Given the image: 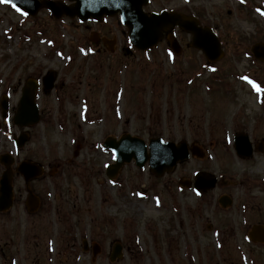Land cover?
<instances>
[{
  "label": "rangeland",
  "instance_id": "rangeland-1",
  "mask_svg": "<svg viewBox=\"0 0 264 264\" xmlns=\"http://www.w3.org/2000/svg\"><path fill=\"white\" fill-rule=\"evenodd\" d=\"M210 12L227 42L228 55L216 64L199 52L175 59L166 42L124 56L126 37L114 31L108 38L116 37L118 53L91 54L87 26L0 4V100L9 97L12 116L28 80L49 71L57 78L56 91L38 98L51 124L33 130L16 160L53 165L30 186L41 202L35 213L14 175V206L0 213L2 264H264V245L247 238L260 219L264 225V153L255 150L250 160L234 150L236 134L264 146V62L244 57L264 40V19L236 2H213ZM22 132L10 123L0 129V155L14 154L13 136ZM124 134L147 144L186 141L202 157L162 178L132 162L110 180L106 167L115 158L103 142ZM198 171L220 177L218 189L180 192L179 180ZM223 195L234 200L226 210ZM118 244L123 256L112 262Z\"/></svg>",
  "mask_w": 264,
  "mask_h": 264
},
{
  "label": "water",
  "instance_id": "water-1",
  "mask_svg": "<svg viewBox=\"0 0 264 264\" xmlns=\"http://www.w3.org/2000/svg\"><path fill=\"white\" fill-rule=\"evenodd\" d=\"M12 2L15 6L25 9L30 14L37 13L39 6L36 0H5ZM75 1L76 5L66 7L63 4H55L45 1L44 5L49 8L57 18L62 15L74 18L78 16L81 21H89L90 18L101 20L104 15H114L118 12L122 14L123 22L128 26L130 30V39L134 46L141 50H147L157 45L162 38V32L168 30L170 27L176 24L188 26L190 21L182 22L183 18L170 16L163 14L162 16L147 17L141 11L143 0H70ZM192 26V25H191ZM201 48L199 44H195ZM261 48V47H259ZM258 48L256 49V51ZM213 53L218 54L216 49V42L213 41ZM34 85L29 83L24 91V96L20 104V110L18 116L15 118V123L21 126L27 124H33L38 118L37 111L33 109L34 98ZM6 108L5 104L3 105ZM5 114V112H4ZM21 146L24 140L21 138L19 141ZM106 147L112 149L117 154V165L109 173L110 177L117 174L120 167L125 163H130L133 159L136 161L138 167L143 168L148 161L151 170L155 172L157 176H162L166 171H171L176 168L178 162H183L188 158V150L185 144L176 146L175 144H163L162 141L156 140L150 143V153L147 154V148L143 141L139 139H133L129 136H124L119 143L113 140H108L105 144ZM241 155H247L249 153L239 142L236 144ZM24 166L22 165L20 171L24 173ZM11 174L7 173L2 184V194L7 196L8 199L12 196L11 187ZM216 185L215 179L205 174H200L196 183V188L201 191H207L213 189ZM3 199V200H2ZM7 198H1V206L5 208L6 204L10 203ZM223 206L229 204L227 199L221 201ZM257 230V229H256ZM257 236L258 232H254ZM253 237V236H252Z\"/></svg>",
  "mask_w": 264,
  "mask_h": 264
},
{
  "label": "flooded vegetation",
  "instance_id": "flooded-vegetation-1",
  "mask_svg": "<svg viewBox=\"0 0 264 264\" xmlns=\"http://www.w3.org/2000/svg\"><path fill=\"white\" fill-rule=\"evenodd\" d=\"M243 5H239L242 7H248V1L250 0H242ZM253 1V0H252ZM259 1V0H254ZM213 2H220L227 4L228 2H232V0H150V4L147 8H149L150 12H162L164 10H167L168 12H176L181 15L185 16H191L197 18L199 21V26L202 28H211L213 29H220L213 25V14H210V10L213 8ZM250 4H253L251 2ZM146 8V9H147ZM223 11V10H222ZM109 23H90L88 26V29H90V34L92 39V42H94V46L100 47L101 49L98 50V53L105 52L107 50H110V47L103 41V37L108 38V33L111 32H122V35L124 34V28L120 27L118 24L109 25ZM169 35H176L177 40L179 44L181 45V48L183 51H187L190 49V43L193 40V36L190 33H187L185 31H182L181 29H175L167 34ZM95 36H98L99 39H95ZM91 44V43H90ZM40 114H41V123L33 127L31 129H28V135H29V144L31 142V136L34 129L38 128L39 126L43 125V128H46V125L49 126L51 124L50 120H47L45 111H43L42 108H40ZM47 118V119H46ZM1 128V126H0ZM38 153V152H37ZM39 154V153H38ZM28 160L32 159L28 156ZM38 162L43 163L47 168H50L49 166H52L53 159L48 160L43 158H39V160H36ZM1 169L3 171V167L1 166ZM172 210H177L176 208H172ZM178 213H180L181 209L178 207ZM264 219V217H262ZM261 223V219L259 224ZM2 257H4V254L2 250L0 249V264H2Z\"/></svg>",
  "mask_w": 264,
  "mask_h": 264
}]
</instances>
